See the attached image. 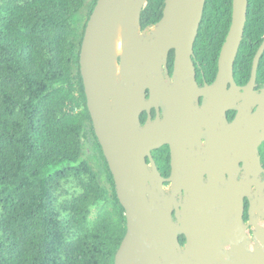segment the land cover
Masks as SVG:
<instances>
[{
  "label": "water",
  "instance_id": "95a60500",
  "mask_svg": "<svg viewBox=\"0 0 264 264\" xmlns=\"http://www.w3.org/2000/svg\"><path fill=\"white\" fill-rule=\"evenodd\" d=\"M147 4L148 0H98L80 55L94 130L127 219L115 264H264V182L259 180L264 170L258 149L264 138V89L255 90L264 41L248 84L238 86L234 78L249 0H233L218 75L211 87L202 89L193 57L206 0H166L162 19L142 30L141 14ZM121 26L123 52L116 58L115 36ZM171 51L173 81L165 78ZM199 97L206 98L201 110L196 105ZM215 107L221 108L222 116L225 109L238 111L222 137L228 146L226 169L218 170L207 164L204 169L203 162H189L186 156L188 147L207 138L203 128L211 122L205 114ZM152 109L157 111L155 120ZM143 112L148 113L145 126ZM164 145L170 146L173 158V172L166 179L173 184L171 196L163 189L165 180L152 157V151ZM239 164L246 172L240 181L233 174L241 172ZM245 197H254L248 225L243 217ZM249 226L254 227L253 239Z\"/></svg>",
  "mask_w": 264,
  "mask_h": 264
},
{
  "label": "trees",
  "instance_id": "16d2710c",
  "mask_svg": "<svg viewBox=\"0 0 264 264\" xmlns=\"http://www.w3.org/2000/svg\"><path fill=\"white\" fill-rule=\"evenodd\" d=\"M97 1L0 0V264H115L126 236L80 66ZM165 1L148 0L142 30L162 19ZM232 11L233 0H206L193 61L210 82ZM263 41L264 0H249L234 66L239 84L249 82Z\"/></svg>",
  "mask_w": 264,
  "mask_h": 264
},
{
  "label": "flooded vegetation",
  "instance_id": "af4514ba",
  "mask_svg": "<svg viewBox=\"0 0 264 264\" xmlns=\"http://www.w3.org/2000/svg\"><path fill=\"white\" fill-rule=\"evenodd\" d=\"M172 52V51H171ZM170 52V53H171ZM170 57V55H169ZM169 61V59H168ZM173 71H174V65L172 71H170L168 67V73L165 75V78L167 79V76L171 78L173 81ZM218 75V72L215 76V78L210 82L206 76L203 75V73H198L196 71V79L199 85V88H205V87H211L214 84V81L216 80V77ZM235 78V76H234ZM168 80V79H167ZM236 81V79H235ZM238 86H245L248 84H239L236 81ZM262 89H264V83L260 84L257 82V86L255 88L256 91L260 92ZM150 93L147 91V99H149ZM206 98L204 97H199V103L196 105L198 106L199 110L203 109V103ZM211 96H208L206 100H210ZM258 107H255L253 109V114L257 111ZM162 112V111H161ZM224 113V112H223ZM222 111L221 108H212L207 111L205 114L206 120L211 122V126L209 128H203V132L206 133V137H203L201 139V145H194L193 149L188 147L187 151V159L189 162H193V160L203 162L205 166L203 167L204 169L206 168V164L210 166V168H214V170H218L219 168H224L226 169V165L224 163V158L227 157V144L222 141L223 135H225L226 129L228 126L232 123L235 122L236 117L238 115V111L236 110H226L225 109V114L222 116ZM151 115L153 120L157 118V111L156 109L151 110ZM220 117V118H219ZM141 118V123L142 126H145L147 119H148V113L143 112L140 115ZM161 118H163V114L161 113ZM225 131V132H224ZM262 132V130H260ZM262 143L259 146V157H260V162H261V167L264 170V138L262 139ZM230 156L233 158L234 153L232 152ZM152 157L155 161L156 167L160 175L163 177L165 180L163 182V189L165 190V193L167 195L172 194V183L166 181V179H169L170 176L172 175L173 172V158L171 154V148L168 145H164L161 148L157 150L152 151ZM146 162L148 164V167L151 171H154L151 159L149 157H146ZM239 168L241 169V172L238 173L234 171L233 174L238 175V180L240 181L246 174L244 169L242 168V164H239ZM208 175H205L204 179V184H208ZM260 182H264V172L259 176ZM219 186H222V184H219ZM256 190V187L252 188V193L254 194ZM184 199V196H183ZM254 201L253 198H244V222L246 225L250 223V218H251V206L252 202ZM259 201L256 203L258 204ZM257 205H255L256 208ZM254 213V212H253ZM255 218H259L257 212L254 213ZM175 218V217H174ZM262 224L264 225V222L262 221ZM248 234L253 239L254 236V227L249 226L248 227ZM184 237V236H181ZM180 237V239H181ZM181 241V240H180Z\"/></svg>",
  "mask_w": 264,
  "mask_h": 264
},
{
  "label": "bare ground",
  "instance_id": "6f19581e",
  "mask_svg": "<svg viewBox=\"0 0 264 264\" xmlns=\"http://www.w3.org/2000/svg\"><path fill=\"white\" fill-rule=\"evenodd\" d=\"M125 29L123 26L120 27L119 32L115 36V57L119 58V56L123 52V40H124ZM120 67H117V73L119 75Z\"/></svg>",
  "mask_w": 264,
  "mask_h": 264
},
{
  "label": "rangeland",
  "instance_id": "374dc122",
  "mask_svg": "<svg viewBox=\"0 0 264 264\" xmlns=\"http://www.w3.org/2000/svg\"><path fill=\"white\" fill-rule=\"evenodd\" d=\"M151 33V29H149L146 33H145V35H148V34H150ZM140 35H141V33H140ZM143 35V34H142Z\"/></svg>",
  "mask_w": 264,
  "mask_h": 264
}]
</instances>
